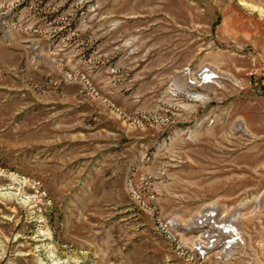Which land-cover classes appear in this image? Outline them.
Segmentation results:
<instances>
[{
	"label": "rangeland",
	"instance_id": "obj_1",
	"mask_svg": "<svg viewBox=\"0 0 264 264\" xmlns=\"http://www.w3.org/2000/svg\"><path fill=\"white\" fill-rule=\"evenodd\" d=\"M0 264H264V0H0Z\"/></svg>",
	"mask_w": 264,
	"mask_h": 264
},
{
	"label": "bare ground",
	"instance_id": "obj_2",
	"mask_svg": "<svg viewBox=\"0 0 264 264\" xmlns=\"http://www.w3.org/2000/svg\"><path fill=\"white\" fill-rule=\"evenodd\" d=\"M205 215L206 214H202L201 216H205ZM211 219H214V226H213L214 228L212 229V231L211 232L206 231V232L199 233L198 239H196L195 241V243L198 242L197 244L201 246L200 249L207 248L208 246L215 244L214 242L218 243L219 239L222 238L223 235H226L227 233L233 231L231 225L229 226L227 224L218 223L215 215L214 217L212 216ZM195 225H196V222H195ZM232 234H233L232 237L236 236V233L232 232ZM232 237L228 238L230 240H228V242L226 243V246L224 247L223 251H225L233 243L237 242V238L231 239Z\"/></svg>",
	"mask_w": 264,
	"mask_h": 264
},
{
	"label": "built area",
	"instance_id": "obj_3",
	"mask_svg": "<svg viewBox=\"0 0 264 264\" xmlns=\"http://www.w3.org/2000/svg\"><path fill=\"white\" fill-rule=\"evenodd\" d=\"M203 214H206L205 216H201L200 215V217L199 218H196V225H194V226H196L197 228H200L199 230H201L199 233H201V232H206V231H209V232H211L212 231V229L214 228L213 226H214V219H211L212 218V216L214 217V215L215 214H210V213H203ZM209 218V219H208ZM213 224V225H212ZM225 230V229H224ZM228 230V229H227ZM225 232V231H224ZM233 238H237L238 239V237H236V236H234V237H232L231 239H233ZM220 239H222V238H220ZM219 239V240H220ZM213 240V239H212ZM230 240V239H229ZM220 242V241H219ZM218 242V243H219ZM228 242V241H227ZM227 242H224V246H223V250H224V247L226 246V243ZM198 242H196V247H198V249L199 250H201V249H203V250H208V249H210V248H212V247H214V246H216L218 243H216V242H214L215 244H213V245H210V246H208L207 248H201L200 249V245L199 244H197ZM223 253H224V251H223Z\"/></svg>",
	"mask_w": 264,
	"mask_h": 264
}]
</instances>
